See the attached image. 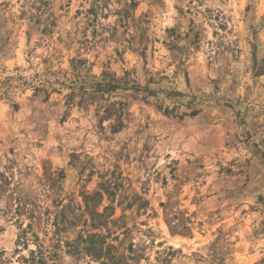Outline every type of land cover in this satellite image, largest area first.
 Returning a JSON list of instances; mask_svg holds the SVG:
<instances>
[{"label": "rangeland", "instance_id": "1", "mask_svg": "<svg viewBox=\"0 0 264 264\" xmlns=\"http://www.w3.org/2000/svg\"><path fill=\"white\" fill-rule=\"evenodd\" d=\"M0 264H264V0H0Z\"/></svg>", "mask_w": 264, "mask_h": 264}]
</instances>
